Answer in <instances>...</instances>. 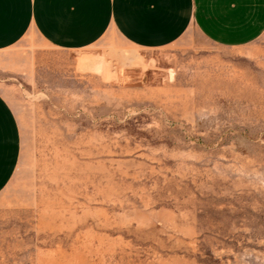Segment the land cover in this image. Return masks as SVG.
<instances>
[{
    "label": "rangeland",
    "instance_id": "374dc122",
    "mask_svg": "<svg viewBox=\"0 0 264 264\" xmlns=\"http://www.w3.org/2000/svg\"><path fill=\"white\" fill-rule=\"evenodd\" d=\"M0 92L21 133L0 264H264V33L27 34L0 51Z\"/></svg>",
    "mask_w": 264,
    "mask_h": 264
},
{
    "label": "crops",
    "instance_id": "0c3cea01",
    "mask_svg": "<svg viewBox=\"0 0 264 264\" xmlns=\"http://www.w3.org/2000/svg\"><path fill=\"white\" fill-rule=\"evenodd\" d=\"M191 26L217 43L245 46L264 33V0H0V51L27 34L50 47L81 49L110 31L128 43L159 47ZM20 153L19 122L0 92V193Z\"/></svg>",
    "mask_w": 264,
    "mask_h": 264
}]
</instances>
